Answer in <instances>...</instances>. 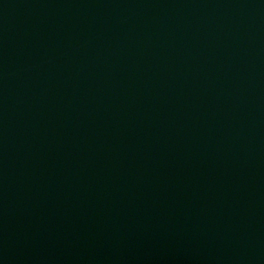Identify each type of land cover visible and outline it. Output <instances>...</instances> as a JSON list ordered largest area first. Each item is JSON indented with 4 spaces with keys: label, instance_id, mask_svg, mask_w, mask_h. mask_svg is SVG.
<instances>
[{
    "label": "water",
    "instance_id": "water-1",
    "mask_svg": "<svg viewBox=\"0 0 264 264\" xmlns=\"http://www.w3.org/2000/svg\"><path fill=\"white\" fill-rule=\"evenodd\" d=\"M0 264H264V0H0Z\"/></svg>",
    "mask_w": 264,
    "mask_h": 264
}]
</instances>
